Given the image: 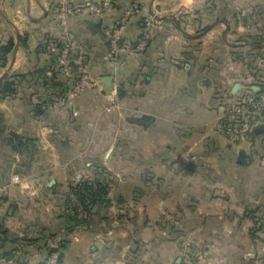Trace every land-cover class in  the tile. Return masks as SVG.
Wrapping results in <instances>:
<instances>
[{
	"label": "crops",
	"instance_id": "obj_1",
	"mask_svg": "<svg viewBox=\"0 0 264 264\" xmlns=\"http://www.w3.org/2000/svg\"><path fill=\"white\" fill-rule=\"evenodd\" d=\"M98 1L0 0V49L11 48L0 83L25 78L0 98V256L44 264L57 249L62 264H181L190 243L196 264H264V128L255 149L215 130L227 93L264 83V0H117L103 18L68 13ZM132 2L127 38L151 17L161 26L115 67L106 32ZM66 38L112 86L45 110L33 80L54 70L66 83L51 45ZM12 133L28 140L30 162L7 145ZM99 169L109 203L68 232L55 187Z\"/></svg>",
	"mask_w": 264,
	"mask_h": 264
},
{
	"label": "built area",
	"instance_id": "obj_2",
	"mask_svg": "<svg viewBox=\"0 0 264 264\" xmlns=\"http://www.w3.org/2000/svg\"><path fill=\"white\" fill-rule=\"evenodd\" d=\"M117 0H99L98 2H85L80 5L70 7L69 14L91 15L103 18L113 9ZM140 13L138 2H132L113 27L106 32L109 41V53L115 67H119L124 56H132L145 51L153 38L155 30L160 28V22L151 17L143 22L142 33L134 43L125 36V29L134 16ZM53 42V49L58 57V71L70 86L68 92L62 97H53L44 101L41 97H36V104L45 110L59 111L66 109L69 102L81 96L88 89L98 91L104 90L102 79L94 75L86 64V49L82 44L76 43L69 38ZM178 63V62H176ZM230 96L223 97V114L220 121L216 124V129L225 137L246 143L249 148L254 149L253 136L258 128L264 127V83L255 87L245 83L236 93L230 92ZM114 99L108 106V110L115 107ZM264 167V158L261 159ZM2 200L0 199V205ZM0 264H19L17 256L9 258L0 256ZM44 264H62L61 256L58 251L50 252ZM181 264H196L191 244L188 243L186 253Z\"/></svg>",
	"mask_w": 264,
	"mask_h": 264
},
{
	"label": "trees",
	"instance_id": "obj_3",
	"mask_svg": "<svg viewBox=\"0 0 264 264\" xmlns=\"http://www.w3.org/2000/svg\"><path fill=\"white\" fill-rule=\"evenodd\" d=\"M56 43L59 44L58 47L60 48L61 43L59 41H56ZM10 51H11L10 46L3 47L2 49H0V63L2 64L3 62L5 63L6 55ZM55 59L58 66L57 55L55 56ZM51 72H52L51 76H49L46 70L40 69L36 72L35 77L33 76L34 99L36 97H41L43 98L44 101L48 100L49 102V99H53V97H62L66 92L69 91L70 86L64 82H59L57 80L58 75L54 70H51ZM20 78L25 79L24 76H17V75L6 76L0 83V98L11 97L15 95L18 91L17 81H19L18 79ZM260 128L262 129L264 127H260ZM256 136L257 134L253 136L254 145H255ZM6 143L16 153L19 154L29 153L30 147L28 145V140L23 136L12 133L10 137L6 139ZM263 158L264 156L261 159ZM102 175L103 174L99 173L97 178H95L93 181L89 179H84L75 187H73L74 194L77 197V202L73 201L71 203V201H69L68 205L70 207L71 213L64 214L68 232H73L77 227L89 223V219L91 220V217L93 216L92 210H90L91 207L93 208L96 206L101 207L109 203L108 194L110 188L108 183H106L104 180L101 179ZM254 217L258 224L261 223L262 218L257 217L255 215ZM54 251H58V250L57 249L51 250V252ZM1 256L9 258L12 257L13 255L6 254Z\"/></svg>",
	"mask_w": 264,
	"mask_h": 264
},
{
	"label": "rangeland",
	"instance_id": "obj_4",
	"mask_svg": "<svg viewBox=\"0 0 264 264\" xmlns=\"http://www.w3.org/2000/svg\"><path fill=\"white\" fill-rule=\"evenodd\" d=\"M95 90V89H94ZM231 95V93L229 92V93H227L226 94V96H230ZM223 102V101H222ZM68 122V121H67ZM66 122V123H67ZM64 126H65V124H64ZM215 130H216V132H218V133H220L216 128H215ZM67 133V132H66ZM65 133V134H66ZM221 134V133H220ZM227 138V137H226ZM7 139V138H6ZM229 139V138H228ZM229 140H231V139H229ZM233 141V140H232ZM242 146H244V147H247L248 148V145L246 144V143H243V145ZM3 157V156H2ZM38 157H39V159L40 158H42V155L41 154H38ZM11 158H12V156H9V154L7 155V157L5 158L6 160H8V161H10L11 160ZM18 158L22 161V163H28V162H30V159H31V157H30V154H28V153H24V154H20V155H18ZM7 161V162H8ZM27 168V167H26ZM28 169V168H27ZM101 172H104V170H102V169H99L96 173V175H95V173L93 172L92 174H89L90 176H98V174L100 173V174H102ZM86 176H88V175H86ZM105 178H107L106 176H105ZM82 180H84V179H82ZM81 180V181H82ZM77 185V184H76ZM76 185H73V184H63V185H61V186H59L60 188L58 189L57 187H55V190H56V194H57V197H56V204H58L59 205V207L60 208H62L63 209V212H64V214H70L71 213V210H70V207H69V205H68V203H69V201H71V203L74 201V202H77V197L75 196V194H74V190H73V187H75ZM109 188H110V185H109ZM49 189V188H48ZM53 189V188H52ZM1 195V194H0ZM72 205H74V204H72ZM103 209V208H102ZM90 210H92V214H93V216L91 217V220L89 219V221H92V220H94L95 218H96V216H97V212L99 211L100 212V210H101V208H99V206H96V207H91L90 208ZM85 216V215H84ZM85 218V217H84Z\"/></svg>",
	"mask_w": 264,
	"mask_h": 264
},
{
	"label": "water",
	"instance_id": "obj_5",
	"mask_svg": "<svg viewBox=\"0 0 264 264\" xmlns=\"http://www.w3.org/2000/svg\"><path fill=\"white\" fill-rule=\"evenodd\" d=\"M98 26H100V25H98ZM101 79H102L103 83L106 84L107 86H109V87L112 86V81H113V78L112 77L108 76V77L101 78ZM237 88H238V86L236 87V89ZM38 111L39 112H42V108H39ZM186 168L188 170L193 169V165L191 163H188V164H186ZM53 184H54V182H52V184H50V186H52Z\"/></svg>",
	"mask_w": 264,
	"mask_h": 264
}]
</instances>
